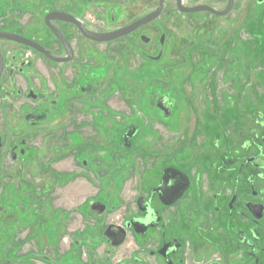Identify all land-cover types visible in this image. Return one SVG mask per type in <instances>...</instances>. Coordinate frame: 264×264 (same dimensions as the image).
<instances>
[{
	"label": "flooded vegetation",
	"instance_id": "af4514ba",
	"mask_svg": "<svg viewBox=\"0 0 264 264\" xmlns=\"http://www.w3.org/2000/svg\"><path fill=\"white\" fill-rule=\"evenodd\" d=\"M153 1L0 0V264H264V0ZM198 15L222 22L221 89L186 142L180 42L153 32Z\"/></svg>",
	"mask_w": 264,
	"mask_h": 264
},
{
	"label": "rangeland",
	"instance_id": "374dc122",
	"mask_svg": "<svg viewBox=\"0 0 264 264\" xmlns=\"http://www.w3.org/2000/svg\"><path fill=\"white\" fill-rule=\"evenodd\" d=\"M150 4L148 8H151L155 2L153 0H149ZM153 1V2H152ZM200 2H207L212 4L215 8H221L223 4V0H198ZM188 3V0H185ZM197 2V0H196ZM166 9H169V4L167 3ZM164 19H167L165 16ZM178 19V17H177ZM220 19H215L214 17L207 16V15H198L196 18V23L191 25H184L181 24L180 26L175 25H163L155 28L154 36L159 35L163 30H165L169 44L172 45L173 41L180 42V52L178 54L179 57L174 58L173 56V48L170 46L166 60H165V67H179L178 69V78H173V74L165 75V83H175L179 86L180 89V107L181 111L185 113V117L181 119V126L185 125L186 131V142H188L189 133L188 129L191 125V121L189 119V111L190 109H194L195 113L198 115L197 120L200 116V109L207 108L208 103L210 102V96L208 91L209 83L216 84V89H221V70H214L211 72L213 67H220L222 61V52L220 49L221 41H222V34L218 31V28L221 26ZM235 54L229 55L226 59L227 61L233 60ZM232 65L229 63V67ZM218 72V73H217ZM212 74V75H210ZM176 77V75H174ZM212 76V77H211ZM175 92V91H174ZM233 94L236 92L233 91ZM120 96L116 95V99H119ZM117 106L116 109H122L120 111L124 112L126 116H134V111L139 112L138 107H125L121 105L119 101L116 102ZM210 107V106H209ZM130 108V109H129ZM124 114V115H125ZM142 113H137L135 116L141 117ZM179 121V120H178ZM197 122V121H196ZM153 126L156 128V131L159 136H163L165 140V147L173 145V141L175 140L172 132L165 131L159 124L153 123ZM171 125L175 124L174 122H170ZM180 138H183V134L180 135ZM181 139V140H182ZM202 142V139L198 137V144ZM158 145V144H157ZM135 168L130 172L131 176L135 179H138L140 174L144 172V162L141 160H135ZM61 167H64L62 164ZM76 170H72L68 168V172L74 174ZM80 174L82 172L80 171ZM85 176H91L93 179H100L106 178V173L101 171L100 175H95L89 173L87 170L83 172ZM109 177V176H108ZM107 177V178H108ZM118 177V176H117ZM113 178V177H111ZM119 178V177H118ZM114 185L105 187L104 189L111 191ZM132 182L126 183L122 186L121 191L118 192L120 194L122 200L125 202L128 200L127 196L131 197L133 194V187ZM97 187L93 188H86L85 194L86 195H93L95 193ZM65 189V188H64ZM68 189V188H66ZM62 190H58L57 194L62 195L64 191L61 193ZM68 190H65V193ZM73 194L76 193V190L72 192ZM130 194V195H129ZM127 195V196H126ZM67 201V200H66ZM198 252L199 247H196ZM31 252V251H30ZM29 250L23 249L18 251L16 256H20L21 254H28ZM14 257V258H11ZM4 259H15V252L11 250L5 251V258ZM199 260V259H198ZM2 260L0 259V262Z\"/></svg>",
	"mask_w": 264,
	"mask_h": 264
},
{
	"label": "water",
	"instance_id": "95a60500",
	"mask_svg": "<svg viewBox=\"0 0 264 264\" xmlns=\"http://www.w3.org/2000/svg\"><path fill=\"white\" fill-rule=\"evenodd\" d=\"M161 2H160V4H162V2L164 1V0H160ZM179 7V10L180 11H182V12H186V13H189V12H194V11H199V10H205V11H211L212 13H214V14H218V15H220L221 13H217V12H215L214 10H212V9H210V8H207V7H199V8H197V9H185V8H183L181 5H179L178 6ZM159 12V9H158V11L155 13V14H157ZM128 31V29H126L124 32H127ZM123 32V33H124ZM124 235V234H123ZM123 237V236H122ZM122 241V238H121V240L119 241V242H121Z\"/></svg>",
	"mask_w": 264,
	"mask_h": 264
}]
</instances>
